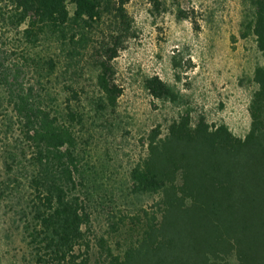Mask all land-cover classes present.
Returning a JSON list of instances; mask_svg holds the SVG:
<instances>
[{
    "label": "trees",
    "instance_id": "obj_1",
    "mask_svg": "<svg viewBox=\"0 0 264 264\" xmlns=\"http://www.w3.org/2000/svg\"><path fill=\"white\" fill-rule=\"evenodd\" d=\"M131 1L0 0V107H8L5 134L13 135L3 150L2 189L17 201L35 263L93 264L97 257L99 264H264V63L255 71L245 138L203 116L194 120L189 109L165 133L157 126L128 174L124 198L131 210L111 225L119 250L104 238L96 246L91 240L81 81L93 30L110 21L114 44L93 48L102 54L100 96L91 103L98 119L115 111L123 90L112 62L131 30ZM250 6L247 29L264 59V0ZM10 35L23 46L11 64L4 52ZM47 44L58 52L46 51ZM39 47L45 49L33 53ZM145 86L155 99L184 103L158 77Z\"/></svg>",
    "mask_w": 264,
    "mask_h": 264
},
{
    "label": "rangeland",
    "instance_id": "obj_2",
    "mask_svg": "<svg viewBox=\"0 0 264 264\" xmlns=\"http://www.w3.org/2000/svg\"><path fill=\"white\" fill-rule=\"evenodd\" d=\"M69 9L73 12L74 6L70 4ZM127 12L131 30L117 45L118 57L112 62L115 81L123 90L115 111L98 119L91 103L100 96L95 78L102 52L96 51L102 44H114L110 34L115 27L110 21L93 30L81 81L82 107L88 117L82 148L91 179L89 235L95 246L104 238L115 251L119 237L113 235L111 225L131 210L124 198L128 174L145 156L143 141L150 131L161 126L165 133L189 109L194 120L203 116L210 125L225 124L235 136L245 138L251 126L250 104L258 88L255 71L264 63L256 37L247 29L250 0H132ZM5 43L10 64L17 63L23 46L18 49V38L12 35ZM46 51L58 52L51 44ZM154 77L179 91L183 105L155 99L145 86ZM7 109L0 107V264H36L17 201L2 189L6 178L3 150L13 136L5 134ZM93 264H99L97 257Z\"/></svg>",
    "mask_w": 264,
    "mask_h": 264
}]
</instances>
